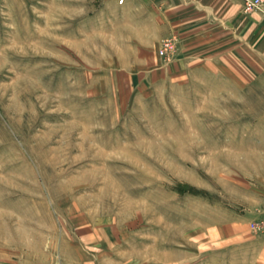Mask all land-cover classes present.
<instances>
[{"label":"rangeland","instance_id":"obj_1","mask_svg":"<svg viewBox=\"0 0 264 264\" xmlns=\"http://www.w3.org/2000/svg\"><path fill=\"white\" fill-rule=\"evenodd\" d=\"M142 1L0 0V264H264V4L182 60Z\"/></svg>","mask_w":264,"mask_h":264},{"label":"crops","instance_id":"obj_2","mask_svg":"<svg viewBox=\"0 0 264 264\" xmlns=\"http://www.w3.org/2000/svg\"><path fill=\"white\" fill-rule=\"evenodd\" d=\"M124 1V0H123ZM128 0H125L127 3ZM147 5L150 17L161 7V14L155 16L160 28L166 33L175 32L178 48L177 56L195 60L197 46L202 45L204 53L213 50L223 60L222 54H241L245 44L254 46L259 40L263 26L258 11L244 13L243 0H158ZM169 8V10H167ZM186 46V50L183 46ZM205 55L212 59L215 55ZM183 55V56H180ZM226 55V56H227ZM228 57V56H227ZM64 246H60L58 254L60 264H85L83 261L69 257Z\"/></svg>","mask_w":264,"mask_h":264},{"label":"built area","instance_id":"obj_3","mask_svg":"<svg viewBox=\"0 0 264 264\" xmlns=\"http://www.w3.org/2000/svg\"><path fill=\"white\" fill-rule=\"evenodd\" d=\"M262 4H264V0H245L244 1V7L246 9L254 6L256 8H260L262 6ZM170 42L171 40L169 38H165L161 44V46L159 47V54L164 55L167 52V49L170 46Z\"/></svg>","mask_w":264,"mask_h":264}]
</instances>
